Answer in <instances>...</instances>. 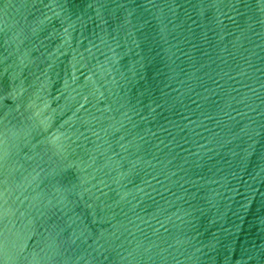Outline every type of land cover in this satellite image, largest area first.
<instances>
[{
    "label": "water",
    "instance_id": "obj_1",
    "mask_svg": "<svg viewBox=\"0 0 264 264\" xmlns=\"http://www.w3.org/2000/svg\"><path fill=\"white\" fill-rule=\"evenodd\" d=\"M0 264H264V0H0Z\"/></svg>",
    "mask_w": 264,
    "mask_h": 264
}]
</instances>
